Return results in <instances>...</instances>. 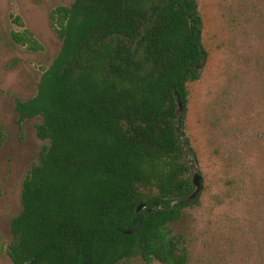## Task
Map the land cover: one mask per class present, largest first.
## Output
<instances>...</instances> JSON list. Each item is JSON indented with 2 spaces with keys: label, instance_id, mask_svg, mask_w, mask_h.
<instances>
[{
  "label": "trees",
  "instance_id": "16d2710c",
  "mask_svg": "<svg viewBox=\"0 0 264 264\" xmlns=\"http://www.w3.org/2000/svg\"><path fill=\"white\" fill-rule=\"evenodd\" d=\"M49 18L61 49L37 93L16 98L19 120L41 116L48 143L22 183L12 264H187L170 224L199 201L186 199L184 111L206 59L198 0H73ZM12 38L44 49L27 28Z\"/></svg>",
  "mask_w": 264,
  "mask_h": 264
},
{
  "label": "rangeland",
  "instance_id": "374dc122",
  "mask_svg": "<svg viewBox=\"0 0 264 264\" xmlns=\"http://www.w3.org/2000/svg\"><path fill=\"white\" fill-rule=\"evenodd\" d=\"M72 2L0 0V264H12L7 247L22 183L48 143L37 135L41 116L19 120L16 98L37 93L62 46L50 12ZM198 5L206 59L200 78L188 83L184 111L185 148L201 189L170 229L186 239L187 264H264V0ZM24 28L43 50L13 40L12 31ZM125 264L146 262L135 256Z\"/></svg>",
  "mask_w": 264,
  "mask_h": 264
},
{
  "label": "water",
  "instance_id": "95a60500",
  "mask_svg": "<svg viewBox=\"0 0 264 264\" xmlns=\"http://www.w3.org/2000/svg\"><path fill=\"white\" fill-rule=\"evenodd\" d=\"M184 109V104L183 102L177 97V109H176V112H177V115L179 116L181 114V111ZM197 173H193V184H194V190L186 197L187 200H192L196 197H198L199 195V191L201 188H199V191L197 189V184H196V180H197ZM143 207H145L144 204H140L138 207H137V212L142 209ZM127 233H131L130 231H126Z\"/></svg>",
  "mask_w": 264,
  "mask_h": 264
}]
</instances>
